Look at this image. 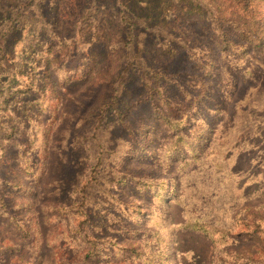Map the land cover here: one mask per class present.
<instances>
[{
  "label": "rangeland",
  "instance_id": "obj_1",
  "mask_svg": "<svg viewBox=\"0 0 264 264\" xmlns=\"http://www.w3.org/2000/svg\"><path fill=\"white\" fill-rule=\"evenodd\" d=\"M208 1L212 2V0ZM119 2L150 25L163 22L168 8L176 4V0H84V2L78 0V9L74 10L73 7V10L71 9L73 18H77L78 24L64 32L60 28V16L68 19L69 8L63 6L68 0H0V31H7L2 43L5 57L2 63L7 70L3 67L0 69V143L8 146L4 149L0 145L2 178L0 196L5 201V210H7L5 212L18 210L20 216L21 214L24 216L22 218L25 224L37 228L38 237L42 238L38 249H33L30 247V242L34 238L33 233L28 237L20 235L14 223L2 220L4 217L0 216V264H81V258L74 255L75 249L70 250L66 242L58 245L52 243L55 236L53 232L58 228L57 224H66L69 221L67 216L62 215L63 210L66 209H63L65 206L61 203L66 199L61 200L57 195V188L60 189V182L64 178L65 181L61 186L65 188L63 195L68 196L76 180L73 166L69 171L63 167L61 161L63 156L60 151L68 154L73 152L72 141L82 132L80 130L82 127L78 123L82 112L97 99L104 87L105 79L111 72V58L107 54L104 39L106 31L99 20L105 14L101 12L104 11L105 5L110 6V10L115 7L114 10L118 11ZM256 2L259 6L264 5V0H256ZM192 4V2L185 3L183 7L189 9L193 7ZM11 12L21 13L20 21H16L13 29L11 24L15 17L12 15L11 18ZM254 14L252 13V16ZM261 14L264 19V8ZM202 24L205 26L208 22L205 20ZM202 24L194 23L189 27L194 33L188 40L189 45H193L191 49L193 57L186 60L191 69L188 72L190 76H178V81L170 82L167 86L170 93L167 94L171 98H184V104H190L192 109L197 108L198 117L208 118L209 121H213L209 109L216 102H222L226 107V116L216 121L212 138L216 136L217 130L223 132L228 127L234 130L229 139L224 131L223 136L217 140L219 143L230 142V152L233 153L231 170L236 176L232 179L234 193L224 190L222 194L220 192L213 194L219 196L214 212H208L207 207L204 212L209 219L218 223H220L218 220H221L228 225L227 222L232 220L234 215L226 205L229 206L228 204L232 202H236L240 207L253 208L251 212L254 214L257 208L264 213V39L258 45H252L239 54L223 51L213 31L209 28L204 29ZM79 29L85 34L86 40L89 41L92 36L95 40L86 44L78 39V45L80 43L86 45L82 44L83 46L78 47L75 44L73 47L78 49L73 57L67 58L64 55L66 53L59 51L60 39L64 35L68 38L67 41L72 42L69 37H72V32L75 30L77 32ZM97 39L100 40L96 41ZM54 47L57 51H52L51 56L48 57L47 50ZM40 61L47 64L45 78L42 69H34V65ZM178 62L177 60L176 66ZM55 63L59 66L58 72L54 69ZM70 68L75 70L71 72ZM33 72L37 74L35 78L42 80L37 82L34 92L28 94L23 90L31 85ZM59 72L62 73L61 77ZM193 74L201 78L202 83L194 82ZM125 85L119 88V91L122 89L121 96ZM140 88L136 82L130 85L132 93H138ZM186 91L189 93L187 96ZM132 102L133 100L122 105L119 113H114L112 119L116 120V124L109 125L113 128L103 134L102 140L108 146L104 156H107L108 160L110 156L116 155L109 150L125 148L124 143L130 146L135 143L138 147L135 154L138 157L130 158L128 166L153 176L168 178L170 175L168 170L163 169L156 161L146 159L150 156H144L149 151L157 149L158 144H161L168 133V127L160 119L149 117L148 114L145 123L149 124V129L145 141L141 143L143 139L135 132L139 125L137 112L141 107L137 108V105H134L132 117L126 119L132 128V133L121 131L119 114L127 115ZM235 129L239 130L235 131ZM11 132H14L13 137L7 139V135ZM29 139L31 143L28 146ZM16 143L19 145L12 148ZM216 146L212 148L213 152H218ZM19 149L23 154L21 162L24 163L15 165L13 154ZM85 152L88 155L93 154L90 149ZM28 158L31 160L29 164L25 163ZM38 158L40 160L35 162ZM123 158L126 159V156ZM11 184L15 186L12 188ZM109 190L119 195L123 202L128 203L125 207L132 203L140 204L144 213H157L160 217H166V222L170 223L162 229L160 245L152 238L148 240L145 235L149 232L147 227L152 222L146 219V214L135 217L134 222L128 225L130 228L128 234L119 233L115 228L120 223H126L124 220L121 222V217L118 215L120 212L114 210L119 206L108 203L103 195H95V205L103 210L101 216L96 218L99 221L110 218L106 212L108 210L119 212L115 217L119 222L118 225L108 228L106 232L93 233L91 238L99 240L98 237L105 239L112 236L122 246L134 247L137 251L143 252L145 258H149L141 261L136 259L132 264H155L160 262L162 257L168 264H210V261L216 262L217 258L225 255L221 245L215 251L211 239L203 232L176 227L177 223L184 220L182 208L177 203L172 202L162 212L157 210L158 207L151 209L148 191L144 194L139 193L131 182L119 183ZM69 203L70 201L67 200V204ZM209 204L214 205L215 200H210ZM131 208L134 210L132 205ZM246 211L243 210L244 213ZM1 212L0 207V215ZM73 218L74 222L79 221L74 216ZM261 241L239 240L233 248L255 251L262 245ZM85 243L91 246L90 242ZM107 245L113 256L117 258L112 245L106 243L105 247ZM75 246L74 243L73 247ZM148 253L150 255L146 256ZM129 257L134 260L133 256ZM99 263L116 264L117 260L110 259Z\"/></svg>",
  "mask_w": 264,
  "mask_h": 264
},
{
  "label": "trees",
  "instance_id": "obj_2",
  "mask_svg": "<svg viewBox=\"0 0 264 264\" xmlns=\"http://www.w3.org/2000/svg\"><path fill=\"white\" fill-rule=\"evenodd\" d=\"M80 1L84 2V0ZM204 1L176 0V4L168 8L166 19L154 25H150L142 17L132 14L121 2L118 4V11L114 10L115 7L110 10V6L107 5L103 8L104 11H101L105 13L99 21L106 31L104 39L107 54L111 58V72L105 79L104 87L97 99L82 112L78 122L79 126L82 127L80 129L82 132L81 135L77 134L78 137L76 136L72 141L73 152L68 154L60 151L63 156L61 160L63 167L69 171L73 166L72 168L76 171V180L73 182L68 196L63 195L65 188L61 186V183L65 181L64 178L60 182V189L57 188V195L61 200L66 199L65 201L62 200L63 203H61L65 206L63 209H66V211L63 210L62 215L67 216L69 221L66 224H57L58 228L53 232L55 236L52 242L55 245L66 242L70 250L75 249L74 255L76 254L81 258V264H101L99 262H107L110 259H116V264H132V261L136 259L140 261L141 259H149L145 258L143 252L137 251L134 247L122 246L112 236L105 239L98 237L99 240L91 238L95 232H106L108 228L118 225L117 222L119 221L115 217L119 212L121 222L124 220L126 223H120L115 228L117 232L128 234L130 231L128 225L134 222L135 217L146 214V219L152 222L147 227L149 232L145 235L148 240L152 238L156 243L161 244L162 229L170 223L166 222V217H160L157 213H144L140 204L132 203L134 210H132L131 205L125 207L128 203L123 202L124 200L119 195L109 190V188H115L119 183L125 182H131L139 193L144 194L148 191L147 196L151 201V209L158 207L157 210L162 212L172 202L180 205L184 220L176 224L178 229L203 232L211 239L215 251L221 245V250L225 255L217 258L216 262L211 263L210 261V264H264V213L260 208L256 207L254 214L251 212L253 208L240 207L236 202L228 204L230 207L226 205L234 215L232 220L227 222L228 225H225L226 222L221 220H218L220 222L218 223L209 219L204 212L206 207L208 212H214L219 196L213 194L218 192L222 194L224 190L234 193L232 179L236 176L231 170L233 153L230 152V142L219 143L217 141L220 136H223L225 129L223 132L217 130L216 136L212 138L216 121L226 116L225 105L222 102H216L209 109L213 115V121H209L208 118L198 117L197 108L192 109L190 104H184V98H171L167 94L170 93L169 88H167L170 82L178 81V76H190L188 72L191 69L186 60L193 57V53H191L193 45H189L188 42L194 35L189 30L191 25L194 23L202 24L206 20L208 24L205 26L202 24L204 29L209 28L213 31L222 50L239 54L252 45H258L264 39V19L261 14L264 5L260 4L259 6L256 0H212V2L207 0L206 3ZM189 2L193 3L192 8L183 7V4ZM63 6L69 8L68 19L60 16V28L66 32L78 24L77 18H73L72 7L74 10L78 9L79 3L78 0H68V3H64ZM252 13L255 14L252 16ZM12 15L15 18L12 19L11 29L15 28L16 21H20L21 13L11 12V18ZM6 34L7 31H0V69H2V62L5 60L2 43ZM59 35L61 36L62 33ZM71 36L69 40L72 42L67 41L68 38L63 35L58 44L59 51L66 53L64 55L67 58L73 57L79 45L83 44L78 45V39L86 44L95 40L93 36L89 41L86 40L85 34L80 29L77 32L76 30L72 32ZM98 40L100 39L96 41ZM75 44L78 45L77 48L73 47ZM47 51L48 57H50L52 51L57 50L54 47ZM177 60L179 64L176 66ZM46 65L43 61L34 65V69L43 70V78L47 73ZM58 67L55 63L54 69L57 72L59 71ZM3 68L7 70L6 66ZM74 70L75 68H70L71 72ZM31 74L33 75L30 80L32 81L31 85L23 90L28 94L34 92L37 88V82L42 80V78H35L36 72ZM59 75L61 77L62 73L59 72ZM200 79L193 74L192 80L194 82L200 84L202 83ZM134 82L141 87L138 93L130 91V85ZM124 84L126 85L121 96L122 89L119 91V88L120 86L123 87ZM187 94L189 93L186 91L185 95L187 96ZM131 100H133L132 106L129 107L127 115L119 114L120 120L118 121L121 131L127 134L132 133V128L126 119L132 117L134 105H137V108L141 107L137 112L139 125L135 131L143 139L141 143L145 141L149 129V124L145 123L148 114L149 117L160 119L168 127V133L162 139L161 144H158L156 150L149 151L144 156H150L146 159L156 161L159 166L168 170L170 172L168 178L153 176L128 166L130 158L138 157L135 154L138 151L135 143L132 144L133 146L124 143L126 144H123L125 148L109 150V152H115L116 155L110 156L108 160L107 156H104L108 146L102 140L103 134L113 128L109 125L116 124V120L112 119L114 113H119L122 105ZM80 106L81 104H79ZM238 130L235 129V131ZM233 131V128L228 127L225 131L227 139L232 136ZM13 135L14 132H11L6 138H12ZM28 143L29 146L30 139ZM0 145L4 149L8 147L2 142ZM18 145L16 143L12 145V148ZM214 145L218 146H216L218 152H213ZM88 149L93 152L92 155L85 154ZM13 156L15 165L24 163L21 162L23 154L20 149ZM124 156L126 159L123 158ZM39 160L40 158L35 162ZM30 162L29 158L25 160L27 164ZM175 164L176 166H174ZM172 170L174 172H171ZM14 186L15 184H11L12 188ZM95 195L105 196L108 203L119 206L114 208L119 212L106 210L110 218L99 221L96 216L100 217L103 210L98 209L95 205ZM67 200L70 201L69 204H67ZM210 200H215V204H209ZM0 207L2 210L0 216L4 217L2 220L14 223L20 235L28 237L33 233L34 238L30 242V247L38 249L42 240L41 237H38V229L25 224L24 218H22L24 216L22 214L20 216L18 210L5 212L7 211L5 210V201L1 196ZM243 210L247 211L244 213ZM70 213L79 221L74 222ZM239 240H262V245L255 251H241L233 248V245ZM87 241L90 242L91 246L85 243ZM74 243L76 244L75 247H73ZM106 243L112 245L117 258L113 256L108 245L105 247ZM101 244L103 245L96 247V245ZM229 246L232 247L227 249ZM148 255L150 253L146 254V256ZM129 256H133L134 260ZM155 264L168 263L164 262L162 257V260Z\"/></svg>",
  "mask_w": 264,
  "mask_h": 264
}]
</instances>
